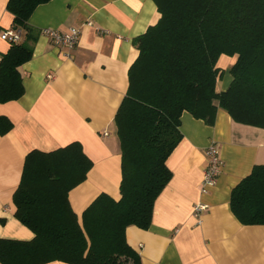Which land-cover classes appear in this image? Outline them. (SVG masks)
<instances>
[{
  "label": "trees",
  "instance_id": "1",
  "mask_svg": "<svg viewBox=\"0 0 264 264\" xmlns=\"http://www.w3.org/2000/svg\"><path fill=\"white\" fill-rule=\"evenodd\" d=\"M49 0H8L23 38L0 57V103L24 93L18 67L31 59L34 9ZM159 18L132 44L138 56L114 122L121 150L120 197L100 193L81 219L68 194L85 181L92 160L78 141L33 149L13 193L14 216L30 240L0 238V264H141L126 228L147 229L156 198L172 177L166 161L182 139L183 111L214 125L218 109L264 128V0H153ZM221 55L235 57L226 90L217 91ZM13 123L0 115V135ZM229 206L243 225H264V164L233 187ZM3 222V221H2Z\"/></svg>",
  "mask_w": 264,
  "mask_h": 264
},
{
  "label": "crops",
  "instance_id": "2",
  "mask_svg": "<svg viewBox=\"0 0 264 264\" xmlns=\"http://www.w3.org/2000/svg\"><path fill=\"white\" fill-rule=\"evenodd\" d=\"M7 2L0 0V34L12 27ZM158 18L153 0H49L34 9L28 21L38 32L33 54L18 67L24 93L0 103V115L13 123L0 135V238L34 236L15 218L12 200L24 158L33 149L51 151L78 141L92 160L85 181L68 194L79 219L100 193L119 199L121 150L114 116L138 56L132 40ZM69 27L80 29L71 49L41 32ZM9 46L0 39V57ZM234 61L219 57L217 91L229 86ZM180 131L182 139L166 161L172 177L155 200L151 223L147 229L128 226L127 242L141 264H264V225L241 224L229 206L233 187L254 165L264 164V128L235 122L218 109L211 126L183 111ZM211 143L218 148L222 170L216 184L202 193L205 149ZM197 202L207 205L200 223L193 216Z\"/></svg>",
  "mask_w": 264,
  "mask_h": 264
},
{
  "label": "built area",
  "instance_id": "3",
  "mask_svg": "<svg viewBox=\"0 0 264 264\" xmlns=\"http://www.w3.org/2000/svg\"><path fill=\"white\" fill-rule=\"evenodd\" d=\"M87 24H91L88 22ZM42 34L49 38L55 45L64 47L67 49L73 48L79 39L80 29L77 27H69L66 31H60L54 28H45ZM23 38V32L21 29L13 27L7 28L0 34V39L11 43L20 42ZM107 135V132L104 133ZM205 155L207 158V166L203 173L200 190L202 193L208 192V190L216 184L217 178L222 170V161L219 155L218 148L215 144L211 143L205 149ZM207 205L203 202H197L193 206V216L196 218L197 223H200L202 214L206 211Z\"/></svg>",
  "mask_w": 264,
  "mask_h": 264
}]
</instances>
